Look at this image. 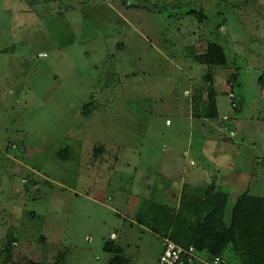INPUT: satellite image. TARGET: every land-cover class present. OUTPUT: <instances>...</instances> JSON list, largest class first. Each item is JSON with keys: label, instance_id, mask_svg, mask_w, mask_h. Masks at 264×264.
<instances>
[{"label": "rangeland", "instance_id": "obj_1", "mask_svg": "<svg viewBox=\"0 0 264 264\" xmlns=\"http://www.w3.org/2000/svg\"><path fill=\"white\" fill-rule=\"evenodd\" d=\"M194 179L264 197V0H0V264H108L122 191Z\"/></svg>", "mask_w": 264, "mask_h": 264}, {"label": "trees", "instance_id": "obj_2", "mask_svg": "<svg viewBox=\"0 0 264 264\" xmlns=\"http://www.w3.org/2000/svg\"><path fill=\"white\" fill-rule=\"evenodd\" d=\"M189 14L200 22L207 19L197 11ZM196 61L208 67H224L227 58L222 46L207 43L204 54L197 56ZM207 92L206 115L214 119L217 118L216 93L212 88ZM230 99L234 100L233 94ZM95 105L91 104V109ZM231 106L235 108L234 102ZM57 156L63 161L70 158L67 149L58 151ZM229 199V193L213 183L196 191L185 187L177 207L143 201L136 220L162 239L185 249L193 247L205 261L219 258L220 264H264V197L242 192L236 195L231 208ZM103 251L111 255L108 264L129 263L120 246L111 240L105 243ZM28 264H64V257L51 263L31 261Z\"/></svg>", "mask_w": 264, "mask_h": 264}, {"label": "crops", "instance_id": "obj_3", "mask_svg": "<svg viewBox=\"0 0 264 264\" xmlns=\"http://www.w3.org/2000/svg\"><path fill=\"white\" fill-rule=\"evenodd\" d=\"M211 183L215 184V186H217V187L222 188L223 190H226L229 193V195L231 196V194H230L231 190H230L229 185L227 186L226 184H222L221 182H219V180H212L210 183L205 185V187L209 186ZM197 184H198V180L194 179L189 183H183V184L179 185L178 190H176V191H172L170 187L173 188V186H170V185L162 186L163 188L166 189L164 191H161V190L158 191L156 189L155 185L151 186V188L149 185H146L147 190H146L145 194L144 193L138 194L136 191H133V195H132L130 192H123L122 191V197H120L121 204H131L132 205V211L127 214V216L125 217V220L123 222V224H126V221H127L128 228H126L124 231L120 232L118 235L111 234L110 240L115 242V243L118 242L116 244L119 245L120 248L123 250V255L127 260L131 261L133 258L138 259V260L143 258V255L146 254V249H147L146 245L147 244H144L142 242V244H143L142 247H129L130 240H132V238H130L131 235L129 236L130 231L132 232L135 230L136 233H138V232L141 233L142 239H144V237L147 236V234H151L152 236H150V237H154V238L161 240L163 244L165 241V239L160 238L158 235L150 233V231L145 226L138 224L136 217L138 215V212L140 210V206L143 203V201L149 200V201L155 202L157 204L167 205V206H171V207L172 206L177 207L183 188L187 187V189L189 188L192 191H196L198 189H204L205 188V187L199 188ZM91 189H92V187H91ZM91 191H92L91 192L92 196L95 199H100V197L98 196V193L100 192V190L97 191L95 189H92ZM93 193H95V194H93ZM155 198L158 200H155ZM101 200H102V198H101ZM231 203H232V201H231V199H229V205ZM126 209L127 208H125V210ZM137 239H138V237H137ZM161 251H162V249L160 250L159 255H160ZM159 255H158V257H159ZM158 257L156 258V261H157ZM110 259H111V255H110L109 260ZM156 261H155V264H156ZM108 263H109V261H108ZM195 264H200V263H195Z\"/></svg>", "mask_w": 264, "mask_h": 264}, {"label": "built area", "instance_id": "obj_4", "mask_svg": "<svg viewBox=\"0 0 264 264\" xmlns=\"http://www.w3.org/2000/svg\"><path fill=\"white\" fill-rule=\"evenodd\" d=\"M39 56H43L40 54ZM200 262L202 264H220L222 261L219 258L208 262L203 260L193 247L182 248L171 241L165 240L163 249L156 261V264H194Z\"/></svg>", "mask_w": 264, "mask_h": 264}]
</instances>
